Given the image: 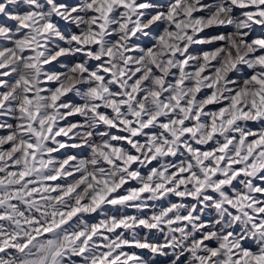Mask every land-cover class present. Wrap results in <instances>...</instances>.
Segmentation results:
<instances>
[{
	"label": "snow or ice",
	"instance_id": "6c2138e0",
	"mask_svg": "<svg viewBox=\"0 0 264 264\" xmlns=\"http://www.w3.org/2000/svg\"><path fill=\"white\" fill-rule=\"evenodd\" d=\"M0 173V264H264V0H0Z\"/></svg>",
	"mask_w": 264,
	"mask_h": 264
},
{
	"label": "rangeland",
	"instance_id": "374dc122",
	"mask_svg": "<svg viewBox=\"0 0 264 264\" xmlns=\"http://www.w3.org/2000/svg\"><path fill=\"white\" fill-rule=\"evenodd\" d=\"M73 152H77L78 150H72ZM81 155H87V152H83L81 153ZM179 198H176V197H173L172 198V202H178ZM167 204V201L165 202V204L163 206H166ZM111 207V206H110ZM121 211L124 213V214H128V215H134V214H137V210L136 209H132V208H126V209H121ZM109 214H119V213H116L115 212V208L112 209V211L109 213ZM85 219L89 221V223H93V222H96L98 221L99 219H101L100 216H98L97 214H90V215H86L85 216ZM141 234H144L143 232ZM127 235V233H126ZM140 254L144 256V258L146 260H153V259H159V258H154L152 256V254L150 252H148L147 250H140Z\"/></svg>",
	"mask_w": 264,
	"mask_h": 264
},
{
	"label": "bare ground",
	"instance_id": "6f19581e",
	"mask_svg": "<svg viewBox=\"0 0 264 264\" xmlns=\"http://www.w3.org/2000/svg\"><path fill=\"white\" fill-rule=\"evenodd\" d=\"M0 175H3V173H0Z\"/></svg>",
	"mask_w": 264,
	"mask_h": 264
}]
</instances>
